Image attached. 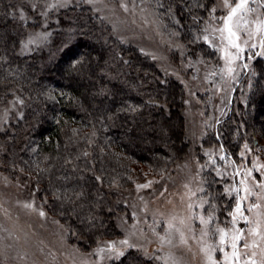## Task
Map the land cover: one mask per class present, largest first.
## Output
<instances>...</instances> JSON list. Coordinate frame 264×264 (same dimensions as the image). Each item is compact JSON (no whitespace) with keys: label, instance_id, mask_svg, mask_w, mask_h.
<instances>
[{"label":"trees","instance_id":"1","mask_svg":"<svg viewBox=\"0 0 264 264\" xmlns=\"http://www.w3.org/2000/svg\"><path fill=\"white\" fill-rule=\"evenodd\" d=\"M30 1L0 0V117L12 101L22 103L20 115L12 114L0 130V165L36 191L88 249L121 236L118 217L127 213L124 192L133 189L135 171L171 173L185 159L186 91L83 6L52 12L50 20L58 22L48 43L22 56L33 28L26 16L41 20ZM149 1L169 26L181 28L182 39H193L192 48L212 54L170 9L188 14L187 4L202 21L216 0ZM253 73L245 107L205 140L235 163L244 143L256 149L257 133L264 137V59L256 60ZM216 193L209 202L220 204ZM114 264L149 263L132 254Z\"/></svg>","mask_w":264,"mask_h":264},{"label":"rangeland","instance_id":"2","mask_svg":"<svg viewBox=\"0 0 264 264\" xmlns=\"http://www.w3.org/2000/svg\"><path fill=\"white\" fill-rule=\"evenodd\" d=\"M29 3L33 11L39 13L41 20L26 16L27 24L33 28L22 44V56L48 43L49 34L54 28L51 24L58 22L56 19L53 22L50 20L52 12L73 6L90 8L95 16L110 26L119 42L143 53L161 71L166 81L173 79L185 89L183 114L189 142L186 143L185 159L171 173L153 169L135 171L133 189L124 192L123 204L127 213L122 211L118 217L121 236L100 240L96 246L88 249L85 239L71 235L66 225L41 203L36 191L30 190L22 181L11 178L0 165V264H114L132 254L149 264H173V261L176 264H212V261L221 264L225 259L224 252L231 253V234L226 237L227 245L221 251L216 229H231L232 217L229 213L235 211L237 200H240L249 221H262L256 227L254 223H246L238 217L235 225L244 231V238L250 246L248 251L256 252L254 259L257 264H262L264 241L260 235L264 234V198L257 199L253 193L264 197V189L259 187V183L264 182V137L260 138L262 134L257 133V150L244 143L238 152L237 163L217 143L205 142L219 127L222 128L219 122L230 114L240 112L239 106L245 107L253 86V66L256 60L264 59V54H260L264 53V49L259 46V34L245 45L243 41L247 36L244 32L240 33L239 43L244 51L235 60L228 57L231 67L235 69L228 74L220 71L225 67V58L224 52L219 49L225 46L226 41L220 44L219 33L214 31L223 26L219 17L228 12V9L221 7L222 0H216L212 7H216L217 11L209 12L202 21L187 4L185 9L188 14L186 10L182 13L177 10L176 13V8L170 9L171 13L166 11L171 15L177 14L179 23L175 19L176 23L189 24L194 41L207 45L212 54L192 48L193 39H182L181 28L169 26L163 11L155 10L149 0H31ZM249 8H255V11L249 12L246 20L255 32L256 24L251 21L264 19V7H256L249 0ZM205 35L211 44L203 39ZM253 43L257 45L256 48L250 47ZM228 51L234 54L237 50L229 48ZM245 64L247 67H244ZM14 101L0 117L2 131L12 114L20 115L22 103L16 105ZM205 173L208 176L204 177ZM149 182L147 188L137 187ZM207 182L212 189L208 188ZM246 188L250 191L246 192ZM215 191L219 192L220 204L214 202L215 198L213 203L209 202L213 193L217 195ZM243 197L247 199H241ZM202 201L208 202L203 208L200 207ZM30 203L34 205L33 208L24 207ZM254 203L260 207L247 211ZM190 204L192 208H189ZM209 204L213 207H209ZM40 211L45 215H39ZM209 213L214 220L205 228L195 217H207ZM169 221L174 225L170 235ZM249 228H256V233L250 234ZM176 229L184 233L186 244L181 243L180 233ZM204 231H207V235L202 234ZM162 236L165 237L163 242L160 240ZM169 238L171 244L167 242ZM123 240H127L128 244H121ZM254 241L256 247L253 248ZM243 243V239L238 242L241 252L245 251ZM210 248L213 249L211 260L205 251ZM99 249L104 251L100 252ZM118 252L124 254L118 255Z\"/></svg>","mask_w":264,"mask_h":264},{"label":"snow or ice","instance_id":"3","mask_svg":"<svg viewBox=\"0 0 264 264\" xmlns=\"http://www.w3.org/2000/svg\"><path fill=\"white\" fill-rule=\"evenodd\" d=\"M91 2V0H89ZM253 4L256 5V7H264V0H252ZM125 10H127V6L124 5ZM221 7L228 9V12L226 15L219 17V20L221 21V24L223 25L222 27H218L214 29L215 32L219 33V43L220 44H226L222 49H219L224 52V58H225V67L221 68L220 71L227 72L228 74H231L235 71L233 67H231V60H235L238 58V55L240 52L244 51V48L241 47L239 41L241 40L240 33L244 32L247 36V39L243 41L245 45H248V41L256 34H259L260 37V43L259 46L261 49H264V19H258L251 21V23L256 24V29L255 32L248 26L249 21L246 20V16L249 12L255 11V8H249V0H235V3H232V0H222ZM210 13H215L217 11L216 7H210L209 9ZM23 18V16L21 17ZM205 31H208V29H205ZM203 39L206 42H209L210 44L212 43L209 40V37L205 35ZM251 48H256L257 45L255 43L250 45ZM235 49L237 50L236 53H229L228 49ZM264 54V53H260ZM228 57H231V60L228 59ZM244 67H247V64L244 65ZM245 148L247 149L248 146L245 145ZM241 156H243V153H241ZM223 159V157H221ZM248 173H251V169L248 170ZM151 182L149 184H143V185H138V188H147L149 187ZM243 183V181H241ZM259 187L261 189H264V182L259 183ZM203 191V189H201ZM239 189H237V192ZM246 192H249L250 189H245ZM253 195L257 196V199H261L264 197H260L258 194L253 193ZM241 199H247V197H243ZM208 203L207 201H202L200 204V207L203 208L204 204ZM25 208H33V204H25ZM193 206L190 204L189 208H192ZM209 207L211 205L209 204ZM260 205L258 203H254L247 209V211L251 212L253 209L259 208ZM212 211L214 212L215 209L213 208ZM39 215L44 216L45 213L43 211L39 212ZM229 215L232 217V227L231 229H225V228H217L216 232L219 233V239H220V245L221 248L220 250L223 251L224 246L227 245L226 237L231 234V242H230V248H231V253L229 252H224V261L221 262V264H240L242 260V264H257V261L254 259L256 256L255 251H248L250 248L247 239L244 238V231L241 229L236 228V221L237 218L244 220L246 223H254L256 227H259L262 221L257 220V221H249L248 217L244 215V210L241 207L240 200H237L236 204V209L234 212H230ZM259 215V213L257 214ZM195 219H198L201 224L205 225V228L213 222L214 216L209 213L207 217L204 215H197ZM183 223V221H181ZM174 228V225L171 221L168 223V229H169V235L171 234V230ZM177 232L180 233V240L182 244H186L187 241L185 240L184 233L180 231L179 229H176ZM248 232L250 234H255L256 233V228H249ZM203 235H207V231H204L202 233ZM244 240L243 243V248L245 249L244 252H241L240 246L238 242L240 240ZM260 239L264 241V234L260 235ZM160 240L163 242L165 240V237H160ZM169 244L172 243V240L169 238L167 241ZM121 244L127 245L128 241L123 240L120 241ZM114 247V245H112ZM251 247H256L255 241L253 242ZM213 249H206V253L208 255L209 260H211V251ZM98 251L103 252L104 249H99ZM264 251V250H262ZM118 255H123V252H118ZM243 258V259H242ZM173 264H176L175 261H173ZM212 264H216L215 261H212ZM264 264V262H262Z\"/></svg>","mask_w":264,"mask_h":264}]
</instances>
